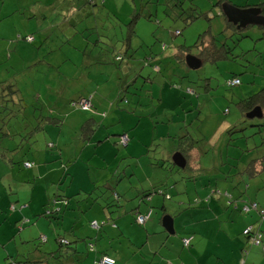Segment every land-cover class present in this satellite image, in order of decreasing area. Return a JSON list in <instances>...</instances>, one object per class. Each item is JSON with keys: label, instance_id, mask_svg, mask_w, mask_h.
<instances>
[{"label": "rangeland", "instance_id": "obj_1", "mask_svg": "<svg viewBox=\"0 0 264 264\" xmlns=\"http://www.w3.org/2000/svg\"><path fill=\"white\" fill-rule=\"evenodd\" d=\"M48 1L54 4L65 2L61 8L71 6V10L69 14H55L45 19L38 0L0 1V81L7 78L15 81L26 104L13 116L0 111V154L3 157H0V232L6 228H11L12 233L16 232L27 218L30 222L25 223L22 230L31 228L38 218H43L41 213L45 209L55 208L49 203L52 199L48 198L49 192L60 195L65 192L63 195L71 200L69 209L74 215L81 213L87 217L88 222H83L82 231L90 227L89 221L92 219L100 223L109 214L115 217L125 213L129 224L135 226L131 229V237L136 236L140 224L135 221L136 212H130L135 198L125 202L121 196L118 200L113 196V191L118 190H112V187L116 179L121 178L122 171L126 172L124 186L127 180L131 184L139 183L144 175H154L163 167L169 169L168 177L171 176L175 184L189 186V193L194 182L191 177L199 174L203 175V179L207 177L212 180L225 176L226 186L231 191L236 186L241 188L236 190V199H239L238 194L247 197L259 188L261 190L264 169L258 174L255 169L260 166L256 159L259 149H247L260 141L259 134L249 137L255 131V127L249 124L262 123L264 117H244L236 101L264 86L263 27L256 24L227 26L218 0H97V11L95 5L80 7L85 0ZM256 1L260 0H226L238 7H247V4ZM7 10H11L12 14H8ZM190 13L196 17L190 18ZM132 16L134 23H130ZM185 16L187 19H183ZM35 22L49 25L47 33L50 39L43 44L44 40L39 35L42 25L37 28ZM28 28L34 32H28ZM176 30L178 34L174 33ZM24 35H31L38 40L29 44L19 38ZM211 35L216 46L222 43L228 46L226 59H205L199 66L190 68L185 54L174 56L177 45L188 46V54L197 55L200 48L196 46L201 40H209ZM53 47L59 49L58 54L48 52ZM48 55L55 62L50 61ZM34 57L49 61L52 67L46 72L42 63L40 72L35 71L32 75L39 77L32 86L33 80L22 69ZM67 57L70 59L66 60ZM88 69L91 72H105L102 79L106 81L100 79L98 88L101 93L114 94L112 115L111 111L109 115L115 123L109 130L117 136L111 137L109 134L107 143L99 144L94 150L98 143L81 142L77 136L78 128L75 130L70 116L59 131L62 144L57 147L54 140L57 127L46 125L44 129L34 132L32 127L40 122L38 117L54 116L48 109L56 91L50 95L48 90L57 84L55 71L64 73V79L59 77L66 86L61 93L70 97V94L77 93L86 84H91V80L85 77ZM76 71H83L79 78L72 75ZM231 77L239 79L240 84L228 86L226 81ZM87 90L91 92V88ZM69 106L71 109L68 108L66 113L82 111L77 106H71L70 102ZM108 110H98L97 113L103 116ZM90 112L95 113L94 107ZM78 114L81 119L87 117V112ZM119 118L120 122H116ZM135 120L140 121L137 127L133 126ZM129 121L132 129L125 126ZM123 127L130 133L135 129L134 139L143 145L140 148L144 149V157L139 164H123L120 172L113 164L114 175L110 176L107 170L97 169V159L95 155L92 157V153H106L104 156L108 158L107 154L110 155L112 150L125 152L126 146L117 145ZM186 147L192 153L187 159L189 166L182 168L173 162L172 156ZM58 149L61 150V159ZM147 157L151 167L148 164L145 167L144 160L147 162ZM25 160L32 162V166L24 168L22 163ZM68 167L74 172V181L70 186L68 182L71 175L66 171ZM55 169L64 173L61 182V179H54ZM35 170L39 171L38 174ZM101 175L106 180L104 184L97 183ZM84 184H93L94 187L68 196L69 192L74 191V186ZM118 185L124 187L121 181ZM179 194L183 196V193ZM171 196L173 198L175 193ZM89 203L92 205L89 206ZM30 213L33 216H29ZM49 216L48 222L52 228L57 227L56 222H60V219L53 218V214ZM74 221L79 224L82 222L78 218ZM42 234L45 235V232L32 235L33 240L29 241L39 251L42 246L47 249L45 244L51 243L50 238L40 242ZM108 236L109 233L103 231L99 234L102 243ZM83 237L91 238L89 234ZM65 238L71 240L67 234ZM13 239L14 242L20 240L17 237ZM116 240L121 241V238H114L113 245H118ZM12 242V239L7 241L0 236V264H45L42 262L46 259L48 264H70L67 257L58 252L52 255H42L41 251L39 254L22 255L1 248L2 243L7 245ZM29 242L24 245H29ZM104 247L113 250V246ZM87 249H83V253ZM65 250L66 247L62 246L61 251ZM111 250L109 252L112 254ZM261 250L264 253L262 245ZM76 263L73 260L72 264Z\"/></svg>", "mask_w": 264, "mask_h": 264}, {"label": "crops", "instance_id": "obj_2", "mask_svg": "<svg viewBox=\"0 0 264 264\" xmlns=\"http://www.w3.org/2000/svg\"><path fill=\"white\" fill-rule=\"evenodd\" d=\"M96 1L97 0H92L88 3L85 0V2H83L80 7H84V5L92 7L95 5L96 8L98 3ZM101 1L103 2V0ZM105 1L106 0H104V2ZM262 1L264 0H260L258 2L256 1L253 4H247V7H249L250 5L255 6ZM38 3L40 4V8L42 10V17L45 19L49 18L52 15L54 16L55 14H69L71 10V6H69L67 9L61 8V6L63 7L65 5V2L54 4L49 3L48 0H38ZM7 12L8 14H12L11 10H7ZM35 24L37 28H40V26L42 25V30L39 35L41 36L40 39L44 40L41 43L43 44L45 41L50 39L49 33H47L49 25L45 22L41 24H37L35 22ZM59 25H61V22L59 23ZM27 31L34 32V30L31 28H28ZM24 36H21L19 38L24 39ZM31 38L32 39L28 41L29 44H32L34 40H38L36 37L31 36ZM55 48L56 47H53L48 52L58 54L59 49ZM174 53L175 52H173V54ZM49 56L50 55H48L47 57ZM68 59L70 58L67 57L66 60ZM49 60L55 62V60H51L50 57ZM29 62H31L30 65L28 64ZM29 62L25 65L22 71H25L28 73V75H30V78L33 80L31 85L33 86L35 79H38L39 77L32 75L35 71H39L41 69L39 68V66L43 63L46 72H48L50 70V67L52 66L49 61L41 60L38 57H34ZM55 72L57 73V75L55 76L58 80L57 84L55 87L48 90V92L51 95L56 91V95L54 98H51V103L48 110L50 113L53 112L52 114L54 115V117L60 120L59 125L49 124L50 126H55L58 129V132L54 137L56 146L59 147L62 144V140L61 138H59V136H61L59 135V131L63 127L64 121L70 116L71 119H73L72 123L75 130H77V128L79 129L81 124L87 119L91 120V122L95 124L94 131L91 132L87 138H82L79 130L77 133V136L81 142L83 141L84 143H98L96 147L94 146V150L99 147V144L107 143L109 134L111 135V137L117 136L113 133L112 130H109V127L115 123L114 118L111 119L109 115L110 111L112 115L114 94L110 95L107 92L101 93L98 88L100 79H102V77L105 75V72H91L90 69L85 71L87 72L85 77L88 80H91V84H86L82 89L77 91V93L70 94V97H66V95L61 93L63 88H66V86L65 82L60 81L59 77H62L64 79V73L57 70ZM82 72L83 71H76L75 74L72 75L75 76V78H79L80 73ZM42 73H44V69ZM10 79L7 78L0 82L13 81ZM101 81L105 82L106 79H102ZM238 84H240V81ZM88 88H91V92L87 90ZM81 97H87L89 99V108H79L82 111L77 110L76 113L74 112L75 115L73 114V112L66 113L68 111V108L70 107L69 102ZM159 97L161 99L160 95ZM123 98L125 100L124 96ZM93 107L95 113L90 112V109ZM104 109L109 110L104 113L103 116L97 113L98 110ZM84 112H87V117L81 119L80 114L78 113ZM107 114L108 118H106ZM98 119L103 122L98 121ZM116 122H120V118L119 120L116 119ZM139 123L140 121L135 120L133 126L137 127ZM45 126L46 125L43 126V129ZM125 126H129V129H132V125L130 126V121ZM134 130H131L130 133V131H128V129L125 127L121 129V133L124 131L128 136V142L125 145L127 147V150L125 152L123 151L121 153H118L117 150H112L110 155L107 154L108 158L104 156L106 154L105 152L104 155L100 153H92V157L95 155L97 159L95 163V165L98 166L97 169L99 168L107 170L110 176H113V171L115 170L114 165L116 166V169L119 168L120 172L122 170L123 164L125 166L129 165L130 162L139 164L141 158L144 157V149L140 148L143 147V145L139 141L134 139ZM112 140L115 141V138H113ZM105 147L106 146H104L102 150H104ZM60 151L61 150L58 149L60 155L59 157L61 159ZM183 152L186 157H183V164L179 166L182 168L189 166L187 165V159L191 155L192 151L189 147H186ZM117 153L119 155H117ZM148 159L149 157H147V162L146 159L144 160L145 167H147V164L149 165V167H151V163L149 162L150 160L148 161ZM111 165L112 167H110ZM255 169L257 170L258 174L260 172L258 170L261 168ZM54 171V179H61V182L64 173H59L58 171H56V169ZM66 171L71 175V179L68 182L70 186L74 181V172L69 167L66 169ZM35 172L38 174L39 171L35 170ZM168 172L169 169L161 167L154 175H144V177L139 180V183L131 184L129 183V180H127V184H125V186L123 185V183L125 182L123 178L126 172L122 171L121 178L116 179L112 190L118 191H113V196L116 198V200H118L121 196L123 199H125V202L135 198L134 201L136 202L134 204V207L130 210V212L133 214L136 212L135 217L136 215L143 213L146 208H150L152 211L150 217L144 222V224L140 225V227L138 228L139 230L136 236L132 235L131 237V229L135 226H131L129 224V218H126L125 213L121 214L120 216L116 215L115 217H112V215L109 214L106 216L105 220L100 223L92 219L99 225L98 228H93L96 232L93 231L91 229L92 227L90 228L89 226H87V228L85 227L84 231H82L83 222L87 221V217H85L84 215L82 216L81 213H78L77 216L74 215V212L69 209L71 208V200L63 195L65 194V192H62L63 194L61 195L57 193L52 194L49 192L48 198H52L51 206H55V208L53 209L58 210L60 208L59 212L53 214L52 216L55 219H60V222H56L57 227L52 228L50 222H48V220H50L51 218L50 216H43V218H38L35 221V223L33 224L34 226L26 230H22V227L25 225V223L28 224V222H30L29 218H27L26 220L21 222V224H23L21 228H18L16 232H14L15 234L12 233L11 228H6L2 232H0V236L6 238L7 241H9L10 239H12L13 241L11 244L7 245H5V243H2L1 248L7 250L10 253L14 252L16 254L22 255L25 253L39 254L40 251L42 255H52L58 252L59 254L62 253L65 258L67 257L66 260L70 264H72L73 260L77 261L76 264H88V262L89 264H93L94 260L100 254H107L111 256L112 258H114L115 264H264V253L261 250V245L264 246V216L260 218L257 210H253L251 208L247 211H241L240 209L241 205L249 204L252 201L256 202L257 208L264 209V185L261 186V190L259 188L254 192L253 195H247L246 197L242 194H238L237 196H239V199L236 200V190H240L241 188L239 186H236V188H234L235 196L233 197L234 191H231L230 187L228 188L226 186L225 176L218 177V180L208 179L207 177L203 179L202 174H199L197 177H191L194 182H192L190 190L191 193H189V186L182 183L175 184L176 181H173L171 176L168 177ZM101 176L98 177L97 183L99 182L100 184H104L106 180L103 176ZM181 177L182 176H180L179 178ZM191 179L189 180L192 181ZM262 180H264V177L262 178ZM120 181L124 186L123 188L122 186L118 185ZM95 184L96 183H94V185ZM94 185H76L74 186V191L69 192L68 196L79 191L86 192L82 191L85 189L89 191L92 187H94ZM84 186L88 187L86 188ZM245 187L246 190L249 189L248 184H246ZM56 191L58 192V189ZM212 191L215 192L212 193ZM216 191H218V193H216ZM134 192L135 197H133ZM173 193H175V196L172 198L171 195ZM179 193H183V196ZM230 196L232 198L231 201H229ZM233 199L235 201H233ZM46 202L48 203V201ZM183 203H185V205H182ZM91 205L92 204L89 203V206ZM29 216H33V214L30 213ZM99 217H101V215H99ZM75 218H78V221L82 220V222L80 224L75 222ZM162 218H164L166 221L170 220L171 231H168L164 228L162 224ZM101 219L103 218L101 217ZM106 222H109V224H105ZM247 226H251V230L253 231H261V241L259 245L256 246L250 244L247 241L246 237L241 234L242 230ZM101 231H103L105 234L109 233V236L103 243L101 241L102 238H99V234ZM41 232H45V235H41L44 236L45 239L42 240L40 236L39 241L44 242L50 238L51 243L45 244L47 249L43 248L42 246L39 251L34 248L33 242L30 243L29 241L33 240L32 235H35L37 233L40 234ZM65 234H67V236H69L71 240L66 239ZM87 234H89L91 238L83 237ZM188 235H192V240L188 246H183L181 237ZM14 237L20 239L19 242H14ZM59 237L65 238L68 242L67 245H65L66 250L64 252L61 251L62 246H60V244L58 243ZM114 238H121V241L116 240L118 245L112 244V240H114ZM81 241L83 242V245ZM26 242H29V245H24ZM94 242L95 245H93V248H91L90 250L87 249L88 243L93 244ZM70 243H72L73 245H70ZM107 245H109V247L113 246V250L104 247ZM120 246H122V248H120ZM83 249H87L86 251H84L85 253H83ZM110 250L112 254L109 252ZM83 254L85 256H83ZM74 256L82 258L73 259L72 257ZM42 263L48 264V259H46Z\"/></svg>", "mask_w": 264, "mask_h": 264}, {"label": "trees", "instance_id": "obj_3", "mask_svg": "<svg viewBox=\"0 0 264 264\" xmlns=\"http://www.w3.org/2000/svg\"><path fill=\"white\" fill-rule=\"evenodd\" d=\"M86 1L89 3V1H92V0H86ZM223 2H226V0H218L217 4L219 6V9H220L221 3H223ZM255 6H257L260 9V12L262 14L264 13V1H262L261 3L256 4ZM189 9H190V7H189ZM192 9L193 8H191V10ZM221 14H222V12H221ZM190 15H191L190 18H192V17L195 18L196 17V16H194V13H190ZM223 17H224V20L226 21L227 26H230V27L236 26L235 24L227 21L224 15H223ZM183 19H187V17L185 16V17H183ZM131 22L132 23L135 22V20L133 19V16H132V19L130 20V23ZM257 26L262 28L261 25H257ZM174 33L178 34L179 31L176 30ZM27 36H29V35H27ZM27 36H24L23 38L26 40ZM196 47L200 48L198 50L199 53H197V55L193 56L191 54H188V50H186V49H188V46L177 45V47H176L177 49H175L174 56L175 57H181V54H185L186 56H193V57L198 58L200 62H202L205 59H209L210 61H215L217 59H224V58L226 59L227 58V52L229 51L228 46H226L224 43H222L220 45L218 44V46H216L215 39L212 37V35L210 36L209 40H201L200 44H198ZM232 79H236V78L235 77H231L228 81H230ZM228 81H226V84L228 86L236 85V84H229V83H227ZM85 98H87V97H85ZM88 101H89V99H88ZM236 105L239 107V109L242 112L244 117H246L245 114L249 110H251L253 107H255V106H258L260 111H261L260 117H264V86H262L257 92L251 93L247 97H244V98L236 101ZM25 107H26V104H25V102L23 100V97L21 96L20 90L16 86L15 82L14 81L0 82V111L8 112L11 116H13L15 112H20ZM37 120H39L40 122L38 124L36 123V124L33 125V127H32L33 132L43 129L44 125H49V124L50 125H59V123H60V120L58 118H56L54 116H51V115L40 116V117L37 118ZM249 126L255 127V131L252 134H249V137L252 136L253 134H259L260 141H258L253 146L248 147L249 149H247V150H250V149H253V148H258L259 149V155H258V157L256 159H257L258 164L261 166V167L259 166V168H261V169L258 170V171H261V170L264 169V135H263V133H264V130H263L264 129V122L249 124ZM94 129H95V124L93 122H91V120L87 119L81 124V126L79 127L78 130H79V133H80L82 138H84V137L87 138L90 135V133L94 131ZM122 133H126V132H122ZM122 133H120V134H122ZM119 135H118V137H119ZM121 147H124V146H121ZM178 152L182 155V157H184V158L186 157V155L184 154L183 150L179 149ZM0 157H1V159H3L2 154H0ZM27 161H29V160H27ZM229 199H230L229 201L232 200L231 196L229 197ZM235 199H236V197H235ZM233 201H235V200L233 199ZM51 202H52V200H50L49 203H51ZM49 203H47V204H49ZM250 208L253 209V210H257L260 218H262L264 216V209L257 208L256 202L252 201L249 204L240 206L241 211H247ZM59 209L58 210H54L53 208L52 209L51 208L50 209H45L43 211V213H41V215L49 217V215L56 214L57 212H59ZM147 209H150V208H146L145 211L143 212V215L146 214ZM140 214H142V213H140ZM150 215H151V213H150ZM135 219H136V217H135ZM144 222L142 224H144ZM138 224H140V223H138ZM142 224H140V225H142ZM244 230H247L246 233L243 232ZM241 233H242V235L244 237H246L248 242H251V244L255 245L256 244L255 240H258L259 241L258 244H260L261 231H259V230L253 231V230H251V226H247V227H245L242 230ZM188 236H191V238H192V235H188ZM188 236H184V237H188ZM184 237H181V240ZM59 239H62V238H58V243L60 244V246L67 245L68 242L65 239L64 240L66 241V243H61L59 241ZM191 240H190V242H191ZM190 242H189V244H190ZM188 245H186V246H188ZM87 247L90 250L91 248H93V244L92 243H88ZM263 248H264V246H263ZM100 255H102V254H100ZM105 255H107V254H105ZM97 258L94 260L93 264H95Z\"/></svg>", "mask_w": 264, "mask_h": 264}, {"label": "water", "instance_id": "obj_4", "mask_svg": "<svg viewBox=\"0 0 264 264\" xmlns=\"http://www.w3.org/2000/svg\"><path fill=\"white\" fill-rule=\"evenodd\" d=\"M220 9L226 20L238 27H244L248 24H256L261 25L264 28V13L262 14L257 6L238 7L228 2H223L220 5ZM186 63L189 67L195 68L199 65V59L193 56H187ZM245 115L248 118L260 117L261 111L258 106H255ZM172 160L178 166H181L183 164V157L179 152H175L173 154ZM162 224L166 230L171 231L170 220L166 221L163 218Z\"/></svg>", "mask_w": 264, "mask_h": 264}, {"label": "built area", "instance_id": "obj_5", "mask_svg": "<svg viewBox=\"0 0 264 264\" xmlns=\"http://www.w3.org/2000/svg\"><path fill=\"white\" fill-rule=\"evenodd\" d=\"M26 40L27 41H30L31 40V36H27L26 37ZM227 83H229V84H237L238 83V80L237 79H232V80L228 81ZM70 105L71 106H77L80 109H88L89 106H90V103L88 101V98L81 97V98H78L76 100L71 101L70 102ZM127 139H128V137H127V134L126 133L120 134L119 137H118L117 145H119V146H125L126 143H127ZM22 166L24 168H29V167L32 166V162L26 160V161H24L22 163ZM150 213H151V210L150 209H147L146 214L143 215V213H142V214H139V215L136 216V221L138 223L142 224L150 216ZM89 225L92 228H98V226H99L97 224V222L94 221V220L90 221L89 222ZM246 231L247 230H244L243 232L246 233ZM41 239L43 240L44 237L42 236ZM190 240H191V236H188V237L183 238L181 241H182V244L184 246H186V245H188V243L190 242ZM59 241L61 243H66V241L64 239H59ZM255 242H257V241L255 240ZM95 264H115V261H114V259L112 257H110L108 255H105V254H102V255H100L97 258Z\"/></svg>", "mask_w": 264, "mask_h": 264}, {"label": "bare ground", "instance_id": "obj_6", "mask_svg": "<svg viewBox=\"0 0 264 264\" xmlns=\"http://www.w3.org/2000/svg\"><path fill=\"white\" fill-rule=\"evenodd\" d=\"M32 39V38H31ZM198 59V58H197ZM199 63H200V61H199ZM127 141H128V139H127ZM127 144V143H126ZM182 156V155H181ZM148 219V218H147ZM44 237V236H43ZM185 238V237H184ZM44 239H45V237H44ZM192 239V238H191ZM257 242H256V244H258L259 243V241L258 240H256ZM189 244V243H188ZM263 250H264V248H263Z\"/></svg>", "mask_w": 264, "mask_h": 264}]
</instances>
